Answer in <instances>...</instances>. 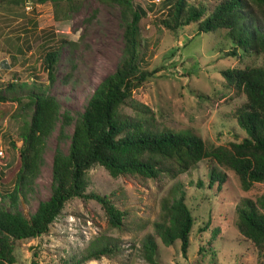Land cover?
Masks as SVG:
<instances>
[{
    "label": "rangeland",
    "instance_id": "1",
    "mask_svg": "<svg viewBox=\"0 0 264 264\" xmlns=\"http://www.w3.org/2000/svg\"><path fill=\"white\" fill-rule=\"evenodd\" d=\"M215 2L207 3L212 7ZM133 4L146 9L138 24L141 66L154 74L132 90L139 105L123 104L120 112L144 117L159 129L191 130L208 147L244 138L246 133L234 113L245 102V94L229 86L221 71L264 65L262 57L242 51L237 56L225 55L231 47L223 40L224 29L199 32L195 23L174 32L164 28L158 19L166 14L165 0H134ZM124 27L120 4L110 0H0L1 78L17 77L28 86L39 82L48 85L47 92L58 98L61 111L72 116L63 135L58 121L46 139L39 173L17 206L26 217L50 195L54 151L67 154L77 113L83 110L96 83L121 58ZM60 39L64 42L59 48L55 79L49 84L41 61L45 49L56 48ZM30 115L31 109L16 112L14 101L0 103V161L6 172L17 159L11 140L21 141L23 123ZM213 162L205 158L186 172L175 176L161 173L155 178L139 174L112 177L102 165L94 164L86 172L88 190L111 194L116 207L125 212L123 225L111 226L95 199L73 197L46 233L16 243L13 264H62L73 255L80 257L97 239L116 242L119 248L81 264H151L141 250L148 233L157 241L155 259L159 264H264L257 248L238 231L235 210L241 199H255L264 193V181L243 189L231 169ZM211 165L227 175L220 188L216 184L207 187ZM13 182L12 178L10 187ZM176 185L184 191L193 216L186 255L180 250L179 239L162 243L153 225L160 220L163 199L171 201ZM200 246L202 250H198Z\"/></svg>",
    "mask_w": 264,
    "mask_h": 264
},
{
    "label": "trees",
    "instance_id": "2",
    "mask_svg": "<svg viewBox=\"0 0 264 264\" xmlns=\"http://www.w3.org/2000/svg\"><path fill=\"white\" fill-rule=\"evenodd\" d=\"M110 1L120 4L125 19L121 58L115 68L96 83L83 110L77 113L67 154L59 149L54 151L50 195L39 202L30 217L17 208L20 197L25 198V190L31 187L39 173L47 137L58 121L63 135L62 130L72 116L67 110L61 111L58 98L47 92L48 85L39 82L28 86L17 77L4 81L0 74V103L16 102V112L31 109L29 121L23 123L21 141L11 140V146L17 149L15 166L6 172L0 161V264H13L16 243L46 233L62 213L65 203L73 197L95 199L111 226L120 228L123 225L125 212L116 207L111 194L88 190L86 172L94 164L102 165L112 177L139 174L155 178L161 173L175 176L186 172L208 158L231 169L243 189H248L253 182L264 181V65L221 71L225 82L241 89L246 97L234 113L246 133L240 141L208 147L191 130L156 128L144 117L120 112L123 104L139 105L132 97V90L154 74L141 66L138 24L146 9L133 4L134 0ZM165 1L168 3L166 14L158 19L164 28L174 32L195 23L199 32L224 29L223 40L229 41L231 47L224 51L225 55L237 56L242 51L260 55L264 61V0H217L212 7L208 0ZM63 42L60 39L56 48L44 51L41 65L49 84L55 79ZM213 165L208 171L207 187L216 184L220 188L227 175ZM12 178L14 182L10 187ZM171 193V201L169 197L162 201L160 220L153 223L154 231L164 244L179 239L180 250L186 255L193 216L180 185ZM235 210L238 231L264 257V193L255 199H241ZM118 248L116 242L97 239L90 242L80 257L73 255L62 264H81L91 258L110 255ZM157 248L155 237L146 234L141 243L144 260L159 264L155 259ZM32 264L38 263L32 261Z\"/></svg>",
    "mask_w": 264,
    "mask_h": 264
}]
</instances>
